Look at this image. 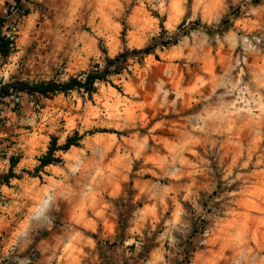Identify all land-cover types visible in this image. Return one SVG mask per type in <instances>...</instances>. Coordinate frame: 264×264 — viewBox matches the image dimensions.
<instances>
[{"label": "rangeland", "instance_id": "rangeland-1", "mask_svg": "<svg viewBox=\"0 0 264 264\" xmlns=\"http://www.w3.org/2000/svg\"><path fill=\"white\" fill-rule=\"evenodd\" d=\"M0 35V264H264V0H0Z\"/></svg>", "mask_w": 264, "mask_h": 264}, {"label": "trees", "instance_id": "trees-1", "mask_svg": "<svg viewBox=\"0 0 264 264\" xmlns=\"http://www.w3.org/2000/svg\"><path fill=\"white\" fill-rule=\"evenodd\" d=\"M18 5L21 4L22 0H14ZM162 30L164 28L162 27ZM14 42L13 39L5 38L0 35V54L3 57H7L12 51ZM163 46L166 44H162ZM150 46H146L141 49H132L134 53L150 54ZM126 52L118 53L113 58L107 57V64L100 69H95L88 72H83L79 76L69 77L65 81L57 82L53 80L42 81L35 83L31 87L24 84V87L30 88L31 92H37L41 95L47 96L48 94L56 92H68L70 90L84 91L87 93H92L94 91V84L97 81H106L110 74L119 73L122 69L121 62L126 61ZM113 65V67H112ZM82 139V135L78 132H74V135L67 136L63 144L58 145L56 137H52L50 146L48 147L45 154L39 158V165L36 169L42 168L48 164L56 163L61 160L60 156L56 155L57 151H66L70 146H77L79 141ZM13 164V163H12Z\"/></svg>", "mask_w": 264, "mask_h": 264}]
</instances>
